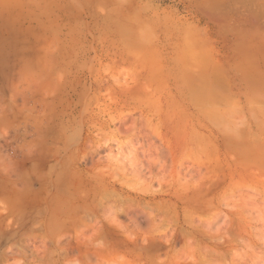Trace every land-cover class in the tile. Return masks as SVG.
<instances>
[{
    "label": "rangeland",
    "instance_id": "obj_1",
    "mask_svg": "<svg viewBox=\"0 0 264 264\" xmlns=\"http://www.w3.org/2000/svg\"><path fill=\"white\" fill-rule=\"evenodd\" d=\"M263 151L264 0H0V264H264Z\"/></svg>",
    "mask_w": 264,
    "mask_h": 264
},
{
    "label": "bare ground",
    "instance_id": "obj_2",
    "mask_svg": "<svg viewBox=\"0 0 264 264\" xmlns=\"http://www.w3.org/2000/svg\"><path fill=\"white\" fill-rule=\"evenodd\" d=\"M119 2H120V1H118V3H119ZM144 8H145V7H144ZM139 10H140V9H139ZM140 11H141V10H140ZM142 11H143V10H142ZM260 80H261V79H260ZM248 130H249V128H248ZM260 130H261V129H260ZM250 131H251V130H250ZM250 131H249V132H250ZM261 132H263V131H261ZM261 134H262V133H261ZM256 135H257V134H256ZM256 135H255V136H256ZM232 138H233V137H232ZM253 138H254V137H253ZM253 138H252V139H253ZM236 139H237V138H236ZM255 139H257V137H255ZM237 140H238V139H237ZM258 140H259V139H258ZM258 140H257V141H258ZM241 141H242V139H241ZM243 141H244V140H243ZM257 141H255V142H257ZM239 142H240V141H239ZM242 143H243V142H242ZM240 144H241V143H240ZM251 144H252V143H251ZM242 146H244V144H243ZM240 147H241V146H240ZM258 148H259V147H258ZM241 149H242V148H241ZM262 149H263V148H262ZM262 149H261V150H262ZM252 150H253V149H252ZM252 150H250V152H251ZM242 151H244V150H242ZM244 152H245V151H244ZM263 152H264V151H263ZM242 153H243V152H242ZM260 153H261V152H260ZM243 155H245V154H243ZM248 155H249V154H248ZM253 155H254V153H253ZM254 156H255V155H254ZM245 157H246V156H245ZM249 158H251V161L253 160V158H252L251 156H249ZM249 158H247V160H248ZM254 159H255V158H254ZM261 159H262V158H261ZM251 161H250V162H251ZM262 162H264V160H263ZM262 162H261V163H262ZM252 163H255V162L253 161ZM247 164H248V162H247ZM255 164H256V163H255ZM258 164H259V163H258ZM249 165H250V164H249ZM259 165H260V164H259ZM262 165H263V164H262ZM256 168H257V167H256ZM263 168H264V167H263ZM263 168H262V169H263ZM258 169H259V168H258ZM252 171H253V170H252ZM261 171L264 172V169H263V170H260V173H262ZM256 174H257V173H256ZM256 174L254 173V175H256ZM111 250H112V249H111ZM205 263L208 264L207 262H205ZM205 263H204V264H205Z\"/></svg>",
    "mask_w": 264,
    "mask_h": 264
}]
</instances>
